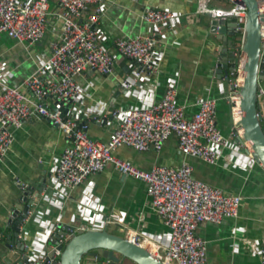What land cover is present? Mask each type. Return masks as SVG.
Listing matches in <instances>:
<instances>
[{
    "label": "crops",
    "instance_id": "1",
    "mask_svg": "<svg viewBox=\"0 0 264 264\" xmlns=\"http://www.w3.org/2000/svg\"><path fill=\"white\" fill-rule=\"evenodd\" d=\"M230 6L228 0L211 3L213 8ZM147 7L167 10L174 15L170 27L167 25L163 29L157 73L149 79L150 84L156 85L154 90L142 79L133 80L135 64L118 55L114 46L120 37L148 35L150 27L140 18ZM60 14L59 8L50 3L45 35L29 50L3 36L0 62L5 64V69L0 72V91L3 87H19L37 65L50 56L51 43L61 32ZM212 21L210 16L196 13V0H107L97 28L101 46L115 57L113 75L103 77L87 72L78 78L82 97L70 107L67 115L75 117L79 124L83 123L91 139L105 143L113 129L110 116L113 111L140 108L160 101L170 80L176 84V100L184 107L187 117L196 112L198 101L215 100L217 127L232 143V148L224 150V158L216 165L183 156L174 136L167 139L159 152L141 153L122 147L115 150L114 155L143 171L157 166L179 167L186 163L192 167L194 179L239 196L241 206L236 218H225L219 224L205 223L198 228L197 235L206 246V264H264L246 246L247 242L256 241L264 247V168L251 158L246 143L240 142L241 131L233 124L229 97L237 90L232 87L233 76L226 81L217 73L218 44L210 33ZM260 65L262 76L257 106L264 128V57ZM123 82L130 83L129 87ZM91 116L100 122L96 123ZM11 133L12 148L0 162V264L12 255L6 246L12 211L21 209L23 212L28 202L32 206L21 224L20 236L30 243L41 244L49 238L43 248L45 253L52 251L47 246L50 238L58 231L68 233V230L75 234L77 231L107 229L124 238L127 231H132L150 244H166L169 231L150 208L144 183L108 167L63 195L52 177L68 145L63 134L40 118L30 120ZM17 182L29 186L26 194ZM10 240L13 242V237ZM83 264L93 263L84 261ZM123 264L133 263L124 261Z\"/></svg>",
    "mask_w": 264,
    "mask_h": 264
},
{
    "label": "built area",
    "instance_id": "2",
    "mask_svg": "<svg viewBox=\"0 0 264 264\" xmlns=\"http://www.w3.org/2000/svg\"><path fill=\"white\" fill-rule=\"evenodd\" d=\"M212 1L216 0H196V13L208 15L213 20L234 17L237 30H243L247 13L245 7L228 0L231 2L229 8H213ZM50 3L59 8L62 21L61 32L51 43L50 56L40 62L33 74L19 87H3L0 91V162L12 148L11 130L19 129L34 118L44 119L63 134L68 144L52 176L63 195H68L88 177L112 167L119 174L145 184L150 208L169 231L164 245L150 244L132 231H127L126 239L138 246L150 245L153 249L151 254L163 264H206V246L197 235L198 228L205 223L219 224L225 218H236L241 198L194 179L193 169L186 163L179 167L157 166L143 171L120 160L114 152L122 147L141 153L150 150L159 152L167 139L174 136L183 156L216 165L224 158V150L232 148L231 140L224 138L217 127L216 101H198L196 112L187 117L184 107L177 103L176 84L170 80L160 101L140 108L113 111L110 115L113 129L107 142L91 139L86 133L87 127L76 122L75 118L64 116L62 110L68 101L75 103L81 99L82 91L77 79L85 73L91 72L103 77L113 75L115 57L101 46L100 31L97 28L107 0H0V38L7 37L29 50L45 35ZM258 10L262 58L264 0H259ZM140 18L150 27L148 35L120 37L115 40L114 46L118 55L135 64L133 80L142 79L145 85L149 84L154 90L156 85L150 84L149 79L157 73L158 48L163 29L167 25L170 27L174 15L167 10L147 7ZM243 61L241 59L232 74V87L237 91L229 97L235 127L238 126L240 115L238 90L242 82ZM4 69L5 64L0 62V72ZM129 84L123 82L124 86L129 87ZM92 119L96 123L100 122L97 118ZM246 148L248 152L247 144ZM16 184L23 194L30 189L25 183ZM16 211H12V219ZM19 227L21 230V225ZM73 235L68 230L57 245H63ZM24 241V247L33 263L39 259L43 263L45 244ZM246 246L249 252L264 261V247L259 242H247ZM54 250V256L48 264L60 255L61 251L56 248Z\"/></svg>",
    "mask_w": 264,
    "mask_h": 264
},
{
    "label": "water",
    "instance_id": "3",
    "mask_svg": "<svg viewBox=\"0 0 264 264\" xmlns=\"http://www.w3.org/2000/svg\"><path fill=\"white\" fill-rule=\"evenodd\" d=\"M233 4L246 8L245 24L242 31L237 30V20L234 17L213 20L210 24V33L214 35L217 47V73L230 81V75L244 58L241 72L243 74L241 86L238 90L239 121L238 128L242 139L248 145V152L252 159L264 168V128L261 116L258 113L260 73V14L259 0H230ZM74 102L68 101L63 107V115H67ZM94 118V116H91ZM75 118V117H74ZM91 118V119H92ZM81 120V119H80ZM85 120L84 118L82 119ZM31 202L22 210H17L10 220L11 232L6 245L12 255L4 260V264H48L54 256V248L61 251L57 260L50 264H83L88 261L93 264L106 261L108 264H123L130 261L133 264H163L160 259L142 246L129 242L126 238L109 233L107 229L77 231L63 245L58 241L67 233L58 231L48 242L52 251L45 254L43 263H35L24 247L25 241L20 238V225L27 218ZM13 237V242L10 238Z\"/></svg>",
    "mask_w": 264,
    "mask_h": 264
},
{
    "label": "bare ground",
    "instance_id": "4",
    "mask_svg": "<svg viewBox=\"0 0 264 264\" xmlns=\"http://www.w3.org/2000/svg\"><path fill=\"white\" fill-rule=\"evenodd\" d=\"M242 78H243V74H242ZM145 248H148V250L151 252V251H153V249H151V246L150 245H147V247H145Z\"/></svg>",
    "mask_w": 264,
    "mask_h": 264
},
{
    "label": "rangeland",
    "instance_id": "5",
    "mask_svg": "<svg viewBox=\"0 0 264 264\" xmlns=\"http://www.w3.org/2000/svg\"><path fill=\"white\" fill-rule=\"evenodd\" d=\"M3 40H4V39H3V37H2V41H0V42H4V41H5V40H4V41H3Z\"/></svg>",
    "mask_w": 264,
    "mask_h": 264
}]
</instances>
